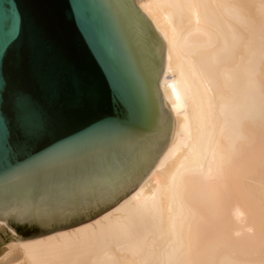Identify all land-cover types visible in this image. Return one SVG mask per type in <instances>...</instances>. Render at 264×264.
Returning a JSON list of instances; mask_svg holds the SVG:
<instances>
[{
  "label": "bare ground",
  "instance_id": "1",
  "mask_svg": "<svg viewBox=\"0 0 264 264\" xmlns=\"http://www.w3.org/2000/svg\"><path fill=\"white\" fill-rule=\"evenodd\" d=\"M134 2L165 44L170 140L117 204L0 264H264V0Z\"/></svg>",
  "mask_w": 264,
  "mask_h": 264
},
{
  "label": "water",
  "instance_id": "2",
  "mask_svg": "<svg viewBox=\"0 0 264 264\" xmlns=\"http://www.w3.org/2000/svg\"><path fill=\"white\" fill-rule=\"evenodd\" d=\"M18 38H0L2 245L102 214L145 177L173 117L158 87L165 44L134 0H0ZM25 103L21 104L20 98Z\"/></svg>",
  "mask_w": 264,
  "mask_h": 264
},
{
  "label": "snow or ice",
  "instance_id": "3",
  "mask_svg": "<svg viewBox=\"0 0 264 264\" xmlns=\"http://www.w3.org/2000/svg\"><path fill=\"white\" fill-rule=\"evenodd\" d=\"M0 38L3 39L5 48L10 46L18 38V26L14 16L7 13L0 14ZM20 102L21 104L25 103L22 97L20 98ZM17 132H23L26 135L27 130L23 126L22 117L9 125L6 139L0 142V151L14 154L22 147V139H13V136Z\"/></svg>",
  "mask_w": 264,
  "mask_h": 264
},
{
  "label": "rangeland",
  "instance_id": "4",
  "mask_svg": "<svg viewBox=\"0 0 264 264\" xmlns=\"http://www.w3.org/2000/svg\"><path fill=\"white\" fill-rule=\"evenodd\" d=\"M135 1V0H134ZM75 226V225H74ZM4 228L9 234H11V235H16L13 231H11V229H8V228H11L9 225H7V223L6 224H3L2 226H0V229L1 228ZM71 227H73V226H71ZM67 228H69V227H67ZM63 229H65V228H63ZM57 231V230H56ZM53 232H55V231H53ZM48 234V233H47ZM13 241H16V240H9V241H6L3 245H2V247L4 248V247H6L8 244H10L11 242H13Z\"/></svg>",
  "mask_w": 264,
  "mask_h": 264
}]
</instances>
